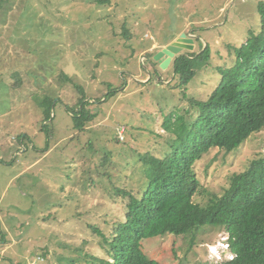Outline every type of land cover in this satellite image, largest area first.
Here are the masks:
<instances>
[{"label":"rangeland","instance_id":"1","mask_svg":"<svg viewBox=\"0 0 264 264\" xmlns=\"http://www.w3.org/2000/svg\"><path fill=\"white\" fill-rule=\"evenodd\" d=\"M261 1L0 0V264L107 257L91 226L111 236L126 211L114 188L144 187L141 155L168 152L166 117L196 116L191 100L208 99L218 67L231 66L234 48L259 32ZM183 32L194 36L193 51L210 49L187 85L171 68L179 54L166 68L154 58ZM110 84L118 92L108 97ZM78 86L96 113L83 129L73 118ZM262 155L264 127L233 150L212 147L194 164V201L222 195L233 173ZM228 241L225 228L204 225L142 245L162 264H216L232 256Z\"/></svg>","mask_w":264,"mask_h":264},{"label":"trees","instance_id":"2","mask_svg":"<svg viewBox=\"0 0 264 264\" xmlns=\"http://www.w3.org/2000/svg\"><path fill=\"white\" fill-rule=\"evenodd\" d=\"M258 11L259 32L251 31L247 41L234 48L231 66L218 67L221 80L208 99L191 100L196 116L187 110L186 115L176 111L166 117L163 125L170 133L168 152L163 157L149 152L141 155L147 173L144 187L138 192L114 188L112 194L125 201L126 211L110 237L91 226L103 236L107 257L93 255L89 263L162 264L148 258L144 238L185 235L204 225H218L228 232L235 253L233 259L218 264H264V155L233 173L224 193L214 195L206 205L193 199L200 187L195 162L212 147L230 151L241 146L264 127V1L258 4ZM209 59L206 46L200 53L192 50L176 56L171 68L180 84L187 85L196 74V66ZM109 89L108 97L118 92L112 84ZM53 101L45 98L48 118ZM91 103L83 93L78 109L73 110L76 128L83 129L95 118L96 113L88 108Z\"/></svg>","mask_w":264,"mask_h":264},{"label":"water","instance_id":"3","mask_svg":"<svg viewBox=\"0 0 264 264\" xmlns=\"http://www.w3.org/2000/svg\"><path fill=\"white\" fill-rule=\"evenodd\" d=\"M195 47V39L194 36L187 35V33H181V35L176 38L173 42L168 44L162 51H159L154 58L160 61V67L166 68L170 64L173 57L177 54L188 49L192 51ZM166 55V58L163 60L162 57Z\"/></svg>","mask_w":264,"mask_h":264},{"label":"clouds","instance_id":"4","mask_svg":"<svg viewBox=\"0 0 264 264\" xmlns=\"http://www.w3.org/2000/svg\"><path fill=\"white\" fill-rule=\"evenodd\" d=\"M228 245L230 247L229 241H228ZM230 250H231V247H230ZM231 252H232V256H230L229 258H225L223 260L217 261L216 264L221 263L222 261L227 260V259H233L235 256V253L232 250H231Z\"/></svg>","mask_w":264,"mask_h":264}]
</instances>
